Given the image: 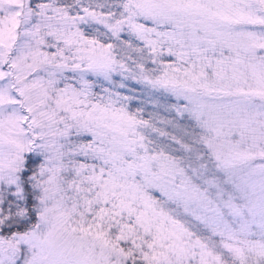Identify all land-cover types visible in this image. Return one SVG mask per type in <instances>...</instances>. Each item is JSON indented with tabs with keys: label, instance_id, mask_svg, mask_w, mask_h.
<instances>
[{
	"label": "snow or ice",
	"instance_id": "obj_1",
	"mask_svg": "<svg viewBox=\"0 0 264 264\" xmlns=\"http://www.w3.org/2000/svg\"><path fill=\"white\" fill-rule=\"evenodd\" d=\"M0 264H264V0H0Z\"/></svg>",
	"mask_w": 264,
	"mask_h": 264
},
{
	"label": "rangeland",
	"instance_id": "obj_2",
	"mask_svg": "<svg viewBox=\"0 0 264 264\" xmlns=\"http://www.w3.org/2000/svg\"><path fill=\"white\" fill-rule=\"evenodd\" d=\"M129 86L130 87H135V90H136V96H137V99L136 100H133L132 102V105L131 107L133 108V110H135V108L140 105V100L142 99H146L147 98V94H143L142 95V86L140 85H135L134 82H129ZM124 92V94H129L128 92V89H124L122 90ZM144 107V111H147V113H151L153 112V107H152V104L151 103H148L147 105H143ZM157 115H159L161 118L167 116L168 119H172V116L168 115L167 113H165L163 110H161L159 113H157ZM174 115V113H173ZM147 119H149V115H147ZM159 127H164L166 131H171L172 129L168 126H165V125H158Z\"/></svg>",
	"mask_w": 264,
	"mask_h": 264
},
{
	"label": "trees",
	"instance_id": "obj_3",
	"mask_svg": "<svg viewBox=\"0 0 264 264\" xmlns=\"http://www.w3.org/2000/svg\"><path fill=\"white\" fill-rule=\"evenodd\" d=\"M147 115H148L147 111H144V113H143L144 119H147V117H148Z\"/></svg>",
	"mask_w": 264,
	"mask_h": 264
}]
</instances>
